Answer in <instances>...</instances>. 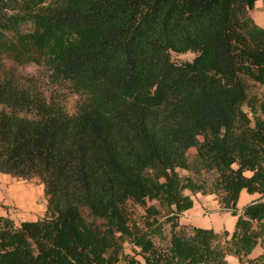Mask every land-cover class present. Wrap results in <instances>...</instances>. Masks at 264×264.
I'll return each instance as SVG.
<instances>
[{
	"label": "trees",
	"instance_id": "trees-1",
	"mask_svg": "<svg viewBox=\"0 0 264 264\" xmlns=\"http://www.w3.org/2000/svg\"><path fill=\"white\" fill-rule=\"evenodd\" d=\"M255 2L0 0V173L46 197L39 219L0 214V264H264ZM28 63L77 96L72 113ZM242 189L259 197L238 209ZM196 193L236 216L231 232L179 222Z\"/></svg>",
	"mask_w": 264,
	"mask_h": 264
},
{
	"label": "rangeland",
	"instance_id": "rangeland-1",
	"mask_svg": "<svg viewBox=\"0 0 264 264\" xmlns=\"http://www.w3.org/2000/svg\"><path fill=\"white\" fill-rule=\"evenodd\" d=\"M28 29V27H24ZM194 57L193 53H172V58L176 62L191 60ZM4 67H13L11 60L8 57L2 59ZM18 71L24 75L37 77V83L39 84V90L46 95L58 94L65 97V104L67 111L72 113L74 111V104L77 96L67 89L56 87L52 85L46 75L43 68L35 63H28L17 68ZM264 87L249 81V93L261 94ZM196 151V148H191L188 154L191 155ZM2 175V174H1ZM8 180L0 179L1 188L0 193L6 194L7 188L11 189L13 194L12 200H8L6 203H2L0 200V213L12 218L15 223H19L22 220L39 219L44 216L46 207V197L44 195L43 184L37 177L31 179H21L7 175ZM24 194V195H23ZM14 199V200H13ZM131 213L134 216H140L142 209L138 206H131ZM125 252L128 255H133V251L128 244H125ZM140 264L143 261L139 256H136Z\"/></svg>",
	"mask_w": 264,
	"mask_h": 264
},
{
	"label": "crops",
	"instance_id": "crops-1",
	"mask_svg": "<svg viewBox=\"0 0 264 264\" xmlns=\"http://www.w3.org/2000/svg\"><path fill=\"white\" fill-rule=\"evenodd\" d=\"M250 15L257 25L264 28V0H256L254 9L250 11ZM246 174L249 175L250 173L247 172ZM7 175L8 174L0 173V179L8 180L9 177H7ZM1 185L0 183V188ZM258 197V193H249L245 189H242L237 199V208L242 209L246 204ZM12 198L14 197L11 193L10 186L7 188L6 194L0 193V200L3 204L8 202V200H12ZM192 198L193 206L183 212L179 218L181 224L212 228L218 233L223 230H227L228 232L233 230L236 216L231 215L229 212L220 211L218 201L213 194L203 195L201 193H196ZM261 252L262 247L260 244H257L248 257H256ZM226 259L230 264H248L247 262L240 263L233 255H227ZM141 264H143V261H141Z\"/></svg>",
	"mask_w": 264,
	"mask_h": 264
},
{
	"label": "bare ground",
	"instance_id": "bare-ground-1",
	"mask_svg": "<svg viewBox=\"0 0 264 264\" xmlns=\"http://www.w3.org/2000/svg\"><path fill=\"white\" fill-rule=\"evenodd\" d=\"M24 195V194H23Z\"/></svg>",
	"mask_w": 264,
	"mask_h": 264
}]
</instances>
